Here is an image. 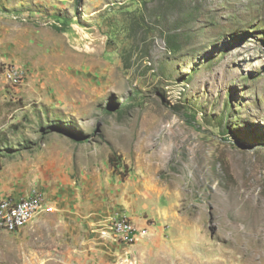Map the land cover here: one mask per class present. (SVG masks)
I'll list each match as a JSON object with an SVG mask.
<instances>
[{
  "label": "rangeland",
  "instance_id": "rangeland-1",
  "mask_svg": "<svg viewBox=\"0 0 264 264\" xmlns=\"http://www.w3.org/2000/svg\"><path fill=\"white\" fill-rule=\"evenodd\" d=\"M33 190L0 264H264V0H0V200Z\"/></svg>",
  "mask_w": 264,
  "mask_h": 264
},
{
  "label": "bare ground",
  "instance_id": "bare-ground-1",
  "mask_svg": "<svg viewBox=\"0 0 264 264\" xmlns=\"http://www.w3.org/2000/svg\"><path fill=\"white\" fill-rule=\"evenodd\" d=\"M33 192L26 197L5 198L0 200V228L8 230H18L23 228L32 217H36L43 205L41 191ZM30 207H34L30 210ZM15 213H23L18 219V222L13 223V218L10 217ZM114 225H126L131 231H135V226L123 217H118L114 220ZM11 225V226H9Z\"/></svg>",
  "mask_w": 264,
  "mask_h": 264
},
{
  "label": "built area",
  "instance_id": "built-area-1",
  "mask_svg": "<svg viewBox=\"0 0 264 264\" xmlns=\"http://www.w3.org/2000/svg\"><path fill=\"white\" fill-rule=\"evenodd\" d=\"M35 193L36 192L33 190V195ZM33 208L34 207H30V210H32ZM21 215H23V213H15L12 216H10L13 218V223L18 222V219L20 218ZM114 217H117V216H114ZM113 218L111 220H113ZM105 230H108L111 232V236L115 239L116 242L131 243V242H134L138 238L136 233L128 229L126 225H114L113 228H105Z\"/></svg>",
  "mask_w": 264,
  "mask_h": 264
},
{
  "label": "trees",
  "instance_id": "trees-1",
  "mask_svg": "<svg viewBox=\"0 0 264 264\" xmlns=\"http://www.w3.org/2000/svg\"><path fill=\"white\" fill-rule=\"evenodd\" d=\"M109 163L111 165V167L113 168V170H117L118 166H116L115 161H114V154H112L111 156H109Z\"/></svg>",
  "mask_w": 264,
  "mask_h": 264
},
{
  "label": "crops",
  "instance_id": "crops-1",
  "mask_svg": "<svg viewBox=\"0 0 264 264\" xmlns=\"http://www.w3.org/2000/svg\"><path fill=\"white\" fill-rule=\"evenodd\" d=\"M15 199H16V198H15ZM42 215H44V214H41V215L37 216L34 220H32V222L35 221V220H37V218H40ZM30 223H31V222H30Z\"/></svg>",
  "mask_w": 264,
  "mask_h": 264
}]
</instances>
